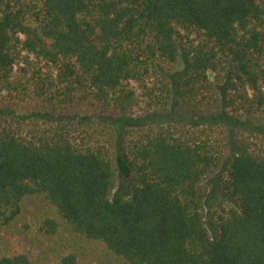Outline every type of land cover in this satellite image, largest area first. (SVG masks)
Returning <instances> with one entry per match:
<instances>
[{"label": "trees", "instance_id": "16d2710c", "mask_svg": "<svg viewBox=\"0 0 264 264\" xmlns=\"http://www.w3.org/2000/svg\"><path fill=\"white\" fill-rule=\"evenodd\" d=\"M8 231L51 264H264V0H0Z\"/></svg>", "mask_w": 264, "mask_h": 264}, {"label": "rangeland", "instance_id": "374dc122", "mask_svg": "<svg viewBox=\"0 0 264 264\" xmlns=\"http://www.w3.org/2000/svg\"><path fill=\"white\" fill-rule=\"evenodd\" d=\"M137 91L138 93H140L139 89H137ZM218 183L219 182L216 177L210 180L208 183L209 194L206 201L207 212L209 211L211 204L219 195ZM122 189L125 190L124 187ZM207 220H209V218ZM208 224H210V222H208ZM209 227L211 226L209 225ZM0 249L4 253L8 254L21 252L28 253L37 261L38 264H51L53 262V258L51 255L45 259L41 252V249L37 248L36 246H32V241L30 240V238L27 239L25 236L18 235L13 231L0 232ZM104 256L105 253L102 251V248L96 246V248L89 250L88 256L82 259L81 264H118L113 261L111 256Z\"/></svg>", "mask_w": 264, "mask_h": 264}]
</instances>
